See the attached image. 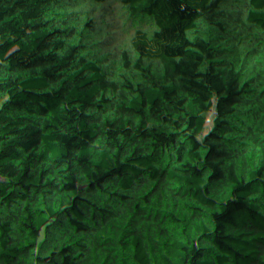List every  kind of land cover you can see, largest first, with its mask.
<instances>
[{"label": "trees", "instance_id": "1", "mask_svg": "<svg viewBox=\"0 0 264 264\" xmlns=\"http://www.w3.org/2000/svg\"><path fill=\"white\" fill-rule=\"evenodd\" d=\"M99 62L101 103L60 86ZM62 135L82 158L65 193L45 173ZM166 245L164 264H264V0H0V264Z\"/></svg>", "mask_w": 264, "mask_h": 264}, {"label": "rangeland", "instance_id": "2", "mask_svg": "<svg viewBox=\"0 0 264 264\" xmlns=\"http://www.w3.org/2000/svg\"><path fill=\"white\" fill-rule=\"evenodd\" d=\"M208 22H224L225 18L218 12L207 10L206 12ZM194 13L183 9H174L169 11L168 20L175 23H183ZM131 28L140 35L145 28L150 26L151 18L148 14L135 15L130 20ZM169 42L165 39L158 40L153 48L166 49ZM105 68V62H99L95 65L85 69H77L70 65L65 66L61 70L60 86L66 88L73 96H76L89 105L101 103V94L99 89V81L102 72ZM58 142L65 147L58 153H55L57 146L53 143L50 146L52 154H49L47 169L45 173L48 176L47 186L57 191H64L68 189L67 186L80 180L82 170L81 157L79 151H75L72 147L71 141L69 142L65 135ZM62 142V143H61ZM93 159L97 163H103V157L94 155ZM43 168V167H41ZM44 170V168H43ZM169 247L166 245L162 249L161 264L165 263Z\"/></svg>", "mask_w": 264, "mask_h": 264}]
</instances>
